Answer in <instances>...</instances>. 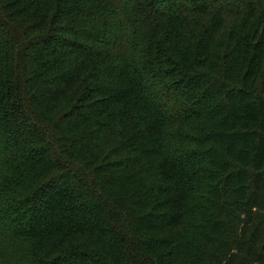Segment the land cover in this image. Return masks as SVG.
Segmentation results:
<instances>
[{"label":"trees","instance_id":"obj_1","mask_svg":"<svg viewBox=\"0 0 264 264\" xmlns=\"http://www.w3.org/2000/svg\"><path fill=\"white\" fill-rule=\"evenodd\" d=\"M0 264H264V0H0Z\"/></svg>","mask_w":264,"mask_h":264}]
</instances>
